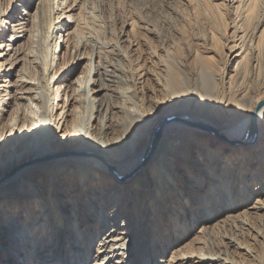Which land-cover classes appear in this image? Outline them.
<instances>
[{
    "label": "bare ground",
    "instance_id": "1",
    "mask_svg": "<svg viewBox=\"0 0 264 264\" xmlns=\"http://www.w3.org/2000/svg\"><path fill=\"white\" fill-rule=\"evenodd\" d=\"M87 1L46 0L43 63V7L0 0V264H264V10L134 0L107 8L101 36ZM189 7L202 33L184 58ZM64 34L73 61L53 74ZM220 41V65L203 66ZM203 172L220 177L206 186L220 220L195 191Z\"/></svg>",
    "mask_w": 264,
    "mask_h": 264
},
{
    "label": "rangeland",
    "instance_id": "2",
    "mask_svg": "<svg viewBox=\"0 0 264 264\" xmlns=\"http://www.w3.org/2000/svg\"><path fill=\"white\" fill-rule=\"evenodd\" d=\"M31 2H33L32 12L38 10V7L39 8L43 7V11H44L43 12V19L40 21L38 20V22H37L38 23L37 24V30L35 32V37H34V41H35L34 51L36 53V59L45 63L46 57L48 56V47H47L48 41H49L48 35L50 34L49 28H48L49 27L48 23H49V19L54 17L56 14H54V12H52V11L49 12V10H47L46 5H48V4L46 3V0H31ZM108 2H109L108 0L104 1V6H103V0H88L86 2V6H85L86 10L88 12V21L91 23V24H89V28H91L93 31H96V34L100 33L98 35H101V36H110L111 35V26H110V23L108 20L110 10H108L107 8H109V9L113 8L114 10H117V13L120 12L121 14H125V12L127 11L128 3H129V5H131V7H135L137 5V3L134 0H131V1L130 0L129 1L128 0H119V3L117 0H113L112 2H109V3ZM105 4H106V6H105ZM257 6L259 7L258 13L261 16L262 11L264 10V0H257ZM103 9H105V11ZM114 10L112 11L113 13H114ZM187 11H188V14H190L189 15L190 17L188 16L186 19V22L188 20V25H186L187 23L185 22L186 23L185 24V38L187 37V39L185 40V43L183 42V48H182V51L184 53V58L187 57V54L189 53V47L191 49V45H189L190 42L193 43L195 36L202 33L201 29L198 28L196 26V24H194L196 22H194V19H193L194 18V16H193L194 13H192L193 10L191 11V9L189 7V9ZM190 11H191V13H190ZM197 14H199V13H197ZM237 14H238V12L234 13V11H232L229 14L224 13L223 18L225 21L222 19L223 20L222 23L220 22V20L218 21L219 23L212 22V26L214 28V34L217 38H221V36L224 35V31L229 32L230 26H231L229 24V23H231L230 20L232 18L235 19L236 17H238ZM40 15H42V12L40 13ZM41 18H42V16H41ZM188 18H190V20L194 23H192ZM38 19H40V17ZM121 23H122V21H121V18L119 17L118 20L116 21V24H115V31L120 29ZM189 23L191 26L189 25ZM224 24H226V25H224ZM65 37H66L65 34L61 37L62 40L60 41V44L62 47L61 48L59 47V51L57 52L58 57H57V60L55 61V65H53V72H51L53 74H60L61 75V74L65 73L66 68L70 65V63H72L71 61H73L72 60V54L70 53V50L68 48L66 49L67 42L65 40ZM111 39L115 40V35L112 36ZM209 45H210V43H207V46H209ZM210 46L209 47L211 49L214 48V47H212V45H210ZM192 47H193V45H192ZM217 48L218 49H216V50L212 49L211 52L209 51V54H211L210 55L211 57L208 60L209 63H204V64H202L203 66H205V67L214 66L215 67L217 65L218 66L220 65V63H221L220 58H222V56H223L222 52H223V48H224L221 41L217 45ZM86 62H87L86 60H83V62L81 63V66L77 69L76 75L80 74V72L82 70H84V66H85ZM213 69H215V68H213ZM35 75L37 77H39L38 72L35 73ZM103 92L104 91H102V93ZM207 126L210 127V125H207ZM217 137H219L220 139H223L225 137V135L223 137L217 135ZM237 140H240V139H236V140L231 139V138L226 139V137H225V139L222 141L228 142L234 147L237 146V147H239V149L241 148L240 149V152H241L243 150V148L239 145H243V144L247 143L248 140L246 138H244V140L241 139L240 143L236 142ZM252 142L253 141H251V143H248V144H252ZM98 158L101 159L100 156H98ZM51 159H53V158H51ZM106 166H108V165H106ZM201 170L202 169H199V173H198V169H197L196 170L197 173L194 176L197 177L200 174ZM201 175L206 179V182L199 184L200 186H197V189H195V191H196V193H198V196L200 199H203V200L208 199L209 200V204L211 205V208H213V211L215 213L216 218H218V220H220V219H222V215H223V213H222L223 210H222V208H220V207H222V205L220 206V204H218V200L213 197V193L210 190V188H206V186H208V184H209L210 185L209 187H211V188L220 189L219 188L220 177H213V176L211 177L210 173L205 174V172L201 173ZM192 181H194V180H192ZM227 185H228V183H227ZM198 224H199V222L195 225L194 228H196L198 226ZM219 230H220V228H219ZM142 257L143 256H141L139 258V260L142 259Z\"/></svg>",
    "mask_w": 264,
    "mask_h": 264
},
{
    "label": "snow or ice",
    "instance_id": "3",
    "mask_svg": "<svg viewBox=\"0 0 264 264\" xmlns=\"http://www.w3.org/2000/svg\"><path fill=\"white\" fill-rule=\"evenodd\" d=\"M14 2V0H13ZM7 23V20H4V21H0V24H6Z\"/></svg>",
    "mask_w": 264,
    "mask_h": 264
}]
</instances>
